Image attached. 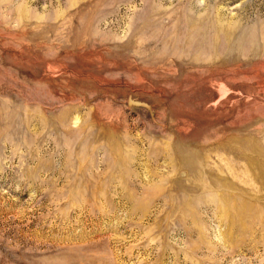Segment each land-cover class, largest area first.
<instances>
[{
  "label": "rangeland",
  "instance_id": "1",
  "mask_svg": "<svg viewBox=\"0 0 264 264\" xmlns=\"http://www.w3.org/2000/svg\"><path fill=\"white\" fill-rule=\"evenodd\" d=\"M0 264H264V0H0Z\"/></svg>",
  "mask_w": 264,
  "mask_h": 264
}]
</instances>
